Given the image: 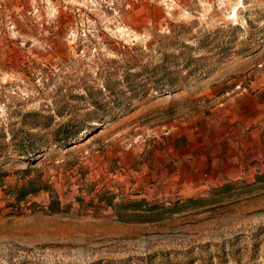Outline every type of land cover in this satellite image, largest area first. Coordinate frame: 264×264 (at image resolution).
I'll return each instance as SVG.
<instances>
[{
	"label": "rangeland",
	"instance_id": "rangeland-1",
	"mask_svg": "<svg viewBox=\"0 0 264 264\" xmlns=\"http://www.w3.org/2000/svg\"><path fill=\"white\" fill-rule=\"evenodd\" d=\"M0 155V264H264V0H0Z\"/></svg>",
	"mask_w": 264,
	"mask_h": 264
},
{
	"label": "trees",
	"instance_id": "trees-1",
	"mask_svg": "<svg viewBox=\"0 0 264 264\" xmlns=\"http://www.w3.org/2000/svg\"><path fill=\"white\" fill-rule=\"evenodd\" d=\"M169 87H173V84L172 82L167 81V83L159 85L158 89H167ZM27 117L40 118L41 116H39L38 114H28ZM42 118H46V117H42ZM36 122L38 121H35V123H32V125H30L32 126V129H36L38 127ZM85 131H88V129H85ZM23 132L20 134L12 133L10 137V143H11L12 150L19 156H22L23 158H25L26 160L33 158V157L37 160V158H39L40 156L44 154L42 147H40V140H43L42 143L47 144L46 146L50 144L70 146L72 143L74 144L81 143L83 139V136H82L83 131L81 133L77 132L75 134L70 133V135L69 134L63 135V136L60 135L54 139H44L42 135H39L36 133H30L28 131L27 132L25 131L24 132L25 134H24ZM6 157L7 155L5 156L0 155V160H8V159H4ZM7 174L8 173L4 171L3 169L0 170V185L4 182V179L6 178ZM33 185L34 184L31 183V185L24 186L18 190V196H17L18 201H21L22 199L26 198L32 192H35L38 190V189H31L30 187Z\"/></svg>",
	"mask_w": 264,
	"mask_h": 264
},
{
	"label": "crops",
	"instance_id": "crops-1",
	"mask_svg": "<svg viewBox=\"0 0 264 264\" xmlns=\"http://www.w3.org/2000/svg\"><path fill=\"white\" fill-rule=\"evenodd\" d=\"M257 121H258L257 119H254V120H253V122H256V124H257ZM250 122H251V120H250ZM250 134H251V135H250V138H249V136H247L246 139H244V138L242 139V141L244 142V143H243L244 145H247L248 138H249V141H250L251 136L254 138L255 141H258V140L260 139V138L258 137V136H259V132H258L257 130H254V131L251 132ZM234 139L236 140L237 138L234 137ZM237 140H238V139H237Z\"/></svg>",
	"mask_w": 264,
	"mask_h": 264
}]
</instances>
